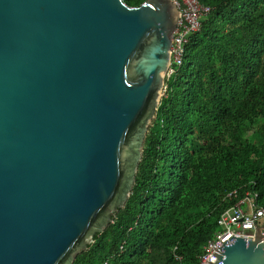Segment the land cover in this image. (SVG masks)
Here are the masks:
<instances>
[{"label": "water", "instance_id": "obj_1", "mask_svg": "<svg viewBox=\"0 0 264 264\" xmlns=\"http://www.w3.org/2000/svg\"><path fill=\"white\" fill-rule=\"evenodd\" d=\"M179 18L172 0H0V264H74L126 207ZM261 231L209 264H264Z\"/></svg>", "mask_w": 264, "mask_h": 264}, {"label": "trees", "instance_id": "obj_2", "mask_svg": "<svg viewBox=\"0 0 264 264\" xmlns=\"http://www.w3.org/2000/svg\"><path fill=\"white\" fill-rule=\"evenodd\" d=\"M198 2L132 196L74 264H200L225 210L247 192L264 207V0Z\"/></svg>", "mask_w": 264, "mask_h": 264}, {"label": "built area", "instance_id": "obj_3", "mask_svg": "<svg viewBox=\"0 0 264 264\" xmlns=\"http://www.w3.org/2000/svg\"><path fill=\"white\" fill-rule=\"evenodd\" d=\"M172 1L180 12V18L174 32L171 66L167 77L172 74L174 66L182 65L189 36L200 30L202 19L211 11L209 6L200 4L198 0ZM233 194L236 195L237 191H234ZM217 224L219 230L206 244L200 264H209L214 253L220 252V248L230 237L254 240L257 227H262L261 234L264 238V207L258 205L257 194L246 193L236 205L220 215Z\"/></svg>", "mask_w": 264, "mask_h": 264}, {"label": "rangeland", "instance_id": "obj_4", "mask_svg": "<svg viewBox=\"0 0 264 264\" xmlns=\"http://www.w3.org/2000/svg\"><path fill=\"white\" fill-rule=\"evenodd\" d=\"M248 193V192H247Z\"/></svg>", "mask_w": 264, "mask_h": 264}]
</instances>
